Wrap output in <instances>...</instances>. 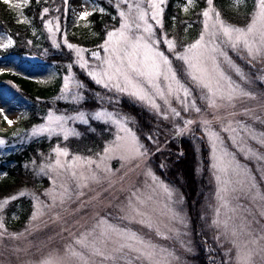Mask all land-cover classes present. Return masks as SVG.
<instances>
[{
    "label": "snow or ice",
    "instance_id": "obj_1",
    "mask_svg": "<svg viewBox=\"0 0 264 264\" xmlns=\"http://www.w3.org/2000/svg\"><path fill=\"white\" fill-rule=\"evenodd\" d=\"M0 2L18 13L17 24L31 26L23 9L32 0ZM107 3L116 9L112 19L118 18L119 26L105 30L103 42L97 50L70 43L66 33H63L62 41L70 52L75 53V64L87 77L112 95L96 93L101 107L92 112L79 108L74 109L75 114L49 111L45 122L32 128L30 137L56 136L67 141L70 137L82 135L70 124L79 123L94 132L91 122L97 121L109 125V130L114 128V138L95 157L73 154L68 147L57 144L52 154L45 157L39 166L33 161L36 174L51 180L52 187L43 193L47 200H41L35 193L20 191L0 201V240H18L32 231H38L41 225L37 222L45 216L60 224L63 231H68L63 214L69 211L70 205L84 197L85 190H90L92 185L107 181L112 186L114 172L108 161L118 159L122 167L135 162L133 171L146 161L150 151L132 127L134 117L103 106L105 103L119 105L121 97L127 96L163 120H180L183 126L176 125V136L190 131L191 126L197 123L195 119L185 118L182 112L199 116V125L211 146L210 167L217 186V203L211 221L219 233L215 239L221 242L223 238L236 250L235 264H254L257 255L264 261V245L261 244L264 241V226L259 232H254L252 223L259 221L255 220L251 208L239 203L241 197L248 199L264 217V192L260 188V184L264 183V131L258 132L245 120L230 119L242 114L264 124V119L254 114L251 107L244 108L242 113L237 111L238 103L257 99L250 86L254 83L253 76L255 81L264 85V67L254 74L246 72L229 55V52L234 53L251 68H256L257 64L264 65V0H256L255 10L244 27L227 22L214 6V0H206L207 7L199 13L202 17L201 34L188 44H183L177 35L170 36L165 30V11L169 0H107ZM196 3L197 0H185L180 11L188 14ZM241 3L242 0H232L234 8ZM63 5L66 13L69 0H63ZM54 11L61 13V8L57 7ZM96 13L108 14L95 0H84L75 16L78 21L84 22L85 28H89V18ZM51 14V9L43 7L39 18L44 21ZM177 20L178 16L172 17L173 28ZM182 24L185 31L191 26L187 21ZM44 27L52 38V44L60 48L57 41V34L63 31L60 15L47 19ZM15 43L12 36L0 33V48L8 49ZM86 53L89 55L86 56ZM174 61L180 62V74ZM72 67V64L68 65L69 72ZM86 90L84 83L77 80L74 74L66 75L57 99L80 105L86 99ZM174 102L178 107L174 106ZM209 113L211 119L208 118ZM0 117L9 127L14 124L3 109H0ZM214 122H220L219 130L213 127ZM223 133L228 135L225 137ZM145 139L156 143L153 135ZM5 143L0 138V146ZM241 154L245 161L254 163L255 173L248 163L238 159ZM256 173H259V182ZM143 175V185L131 187L125 200L118 205L115 221L119 222H114L111 214L97 216L90 227L84 228L78 235L72 234L73 238L64 246L62 253L50 252L38 264H172L179 259L174 251L129 227L132 224L147 229L159 239L180 240L181 246L191 251L181 239L186 233L176 227H187V219L176 208L181 201L175 198L174 187L161 180L147 164ZM22 197H30L33 201L34 211L29 227L24 233H9L4 222L5 211L11 201ZM249 216L253 217L251 221ZM229 255L225 252V256Z\"/></svg>",
    "mask_w": 264,
    "mask_h": 264
},
{
    "label": "rangeland",
    "instance_id": "obj_2",
    "mask_svg": "<svg viewBox=\"0 0 264 264\" xmlns=\"http://www.w3.org/2000/svg\"><path fill=\"white\" fill-rule=\"evenodd\" d=\"M250 1L252 3V7L250 10V16H249V20H250V17L255 10L256 0H242V3L239 5L238 10L244 13V14H240L242 20H247L246 18L248 17V14L245 13L246 9L244 8L246 7H244V4ZM12 2L15 3L17 2V0H12ZM49 3L46 5V7L53 10L52 0H50ZM83 3H84V0H69V5L67 8V10L72 15L71 27L76 26L79 30V31L77 30L76 33L80 32V30H85L87 33H89V30H86L87 28L83 26L84 22L78 21L75 16V12L79 10V6ZM61 5H62V0H58L57 7H61ZM25 9L26 7L23 9V11L25 15L27 16V18L29 19L27 13L25 12ZM16 14L18 13L16 12ZM55 15H59V14H56L54 11L52 12L50 16L45 17L44 21L41 20V25H43V31H44L43 33L44 43L37 46L39 50H36L35 48H33V43L31 44L27 43L28 41H31L29 39L26 42V45L29 49L25 48V50L27 51L25 52V54H23V56L0 55V73L12 72V73L27 77L28 79H34L42 86H51L60 78V81H59L60 91L57 95L58 97L61 94V89L63 86V78L66 75L74 74L76 79L77 80L79 79L77 78V75L75 71L73 70V67L77 66L75 64V60H76L75 53L70 52L63 45V41H62L61 47L56 48L52 44V38L50 34L48 33L47 29L44 27V23L46 22V20L54 18ZM115 15H116V9H115L114 16ZM113 21L115 23L113 27L114 26L118 27L119 19L117 18L116 20H113ZM200 23H201V27H200L199 35L201 34V31H202V17H200ZM31 24H32V21H31ZM246 25L247 24L235 25V26L244 27ZM62 30H63L62 33L57 34L58 43H60V41L62 40L63 33H66V34L68 33L66 31V28ZM166 31L168 32L170 36L176 35L174 34V31L172 29L166 30ZM3 34L10 35L8 33H3ZM189 38H190L189 36L187 37L182 36L181 38L182 40H180L178 37V39L183 44L192 43L197 39L196 38L195 40H189ZM68 40L70 43H73L70 39ZM48 47L53 48L56 51L62 49L63 56L65 57L69 55L68 58L72 57V60H69L68 62H66L67 64L65 67L51 63L47 59V56H46ZM161 47L163 49V45ZM91 50H97V48L91 49ZM85 55L88 56L89 54L86 53ZM229 55L232 56L233 60L237 64H239L241 67H243L246 72H250L254 74L256 73L258 69H260L258 65H261V64H257L256 68H251L244 61L236 57L234 53L229 52ZM69 64L73 65L71 72H69V69H68ZM179 65H180V62L174 61V66L177 67L178 74H180ZM253 79H254V83L250 87H251V90L257 94V99L256 100H245L243 102L238 103L237 111L242 113L244 108L251 107L254 109V114L264 119V85H262L259 81H255L254 76H253ZM96 87L100 89L101 95H112L111 93H106L105 90L99 85H96ZM87 90L89 89L87 88ZM127 98L129 97L127 96L121 97L119 106L116 105L118 108V111L121 112V110L123 109V107L121 106H124L123 99H127ZM61 101H63L64 103H69L68 101H64V100H61ZM198 103L200 102L198 101ZM28 104L30 103L27 101V98L19 90V88L16 87L14 83L9 82V81L0 83V109H3L4 113L8 115L9 119L14 121V124L11 127H9L7 123L3 121V118L0 117V131L2 132V134H0V138H3L6 141L5 145L0 146V156L7 154V152H9L14 146L15 147L18 146L19 143L26 141V140L33 139L32 137H30V133L32 129L24 130L21 126L22 120L28 116V112H27ZM141 106L149 110L147 107L143 105ZM174 106H177L175 105V102H174ZM124 107H127V106H124ZM49 111H55V110L46 108L44 120L40 124H43L45 122V118ZM64 113L65 112H61L57 114H64ZM122 113H125L131 116L130 113H127V112H122ZM67 114H75V112L67 113ZM182 115L185 116V118H191V119L197 120V123L191 126L190 131L186 132L185 134L181 136H176L175 127L176 125L183 126L182 122L180 120H175L171 118L168 120H165L169 125L167 128V133L169 135L168 140L170 139L179 140L183 137L192 139V141L195 143L193 149L195 153L199 155L200 171L204 172L203 169L205 168V166H207L209 174H210L207 176H209V181L210 183H212V188H213V190H211L210 188H209L210 190H205V194H204L205 197L203 199V209L204 210H203L202 215H200L201 219L198 220V223L195 226L197 230L194 232V237L192 235V230H191L193 225L190 219V214L187 211V207H186L187 203H186L183 193L181 192L180 189H178V187L173 186L172 184H169L164 179H162V177L154 170L153 163L150 161L151 154L146 159V161L141 162L140 167L135 168L134 171L132 169L135 166V162H133L132 164H125L122 167L121 166L122 162L118 159L113 158L110 161H108L110 167L113 169V172H114V175L111 176V180L113 181L112 186L110 187L107 181H105V183L100 184V185H92L90 190L88 189L85 190L86 195L84 197H82L80 200L73 202L70 205L69 211L63 214L64 219L67 221L66 227L68 231H63L62 226L60 224L53 223L48 218V216H45L43 217L41 221L37 222V223H40L41 225L38 231H32L29 234L22 236L18 240H10V239L0 240V264H38V262L42 258L46 257L50 252L59 251L62 253L64 246L67 245L73 238L72 234L78 235L81 231L84 230V228L90 227L95 222V219L97 216H105V215L111 214V217L113 218L114 222H119V221H115V217L118 215V205H120L125 200V197L128 194V190L131 187L143 185V182L145 179L143 175L145 164L151 167V169L155 172V174L158 177H160L161 180H163L168 185L174 187L175 198L181 201L176 204V208L177 210L182 211V215L185 216L187 219V227H181L180 225H176V227H178L182 233H186V235L181 237V239H183L186 242L188 247L191 248V251H188L185 247H182L180 240L159 239L153 233H150L147 229L141 228L137 224L129 225V227H131L133 230L139 231L142 235H145L146 238L151 239L153 242L161 245L162 247H165V248H168L174 251L175 255L179 259L174 260L172 264H199V261L201 260V258L199 257V254L201 252V247L203 251L205 252V256H206V262L204 264H222V261L224 262V264H235L236 250L231 246L229 242H224L223 238L221 239V242L216 241L215 237L219 233L213 228L212 223H211L213 216H214V206L217 203L216 197H215L217 186H216V182H215V179L213 177L212 170L210 167L211 165V146L207 138L205 137L203 130L201 129L199 125V122H198L199 116H197V114L195 113L185 114L183 112H182ZM208 118L211 119V113H209ZM230 119L245 120L247 123L251 124L258 132L264 131V124H261L259 121H253L242 114L236 115L235 117H231ZM78 125H81V124L76 123V124H70L69 126L75 127L77 129ZM213 127L216 130H219L220 122H214ZM114 133H115V129L113 128L112 137L110 139H106L103 141L102 149L104 148L107 142L111 141L114 138ZM222 135L226 137L228 134L223 133ZM44 137H47V136H41L37 138L40 139ZM53 137L59 140L61 139L60 141H62V137H56V136H53ZM202 142L206 144V153H207L206 157L205 155L203 157L201 153L202 152L201 151ZM252 143H253V146L256 147L255 143L254 142ZM61 147H65V145ZM101 151H98V152H101ZM98 152L86 153V154H80V153H73V154H80L86 157L87 156L95 157L96 153ZM69 159H71V157H69ZM238 159H240L242 163H248L249 167H252L253 172L255 173L256 170H255V165L253 162L245 161L242 154L238 156ZM44 161L45 159L43 160V162ZM39 165L40 163L37 166ZM256 175H257V180L259 182V173H256ZM51 187H52V184H51V180L49 179V185L45 187L44 189H42V191L41 190L39 191L37 189L35 190L28 189L30 187L20 188L19 191H28L30 193H35L37 196L40 197L41 200L46 201L47 197H44L43 193L46 190L50 189ZM260 188H261V191L264 192V183L260 184ZM239 203L243 204L246 208H251L255 216V220L259 221V223H252V230L254 232H259L261 227L264 226V217H261L259 215L256 209V206L253 205L248 199L241 197V199L239 200ZM33 211H34V208L32 206V210L28 212L27 219L24 220L22 225H16L18 217H19L16 213L12 212V215L10 216L11 217L10 223H6L5 215H4V222H5L6 228L8 229V232L9 233H24L25 229L29 227L30 217ZM248 219L251 221L253 217L249 216ZM241 239H247V237H242ZM196 241H198V243ZM221 243H223V247H221ZM261 244L264 245V241H262ZM17 248L20 249L19 252L15 251V249ZM225 252L230 253V255L225 256ZM254 264H264V261H262L260 259V256L257 255L254 257Z\"/></svg>",
    "mask_w": 264,
    "mask_h": 264
},
{
    "label": "trees",
    "instance_id": "obj_3",
    "mask_svg": "<svg viewBox=\"0 0 264 264\" xmlns=\"http://www.w3.org/2000/svg\"><path fill=\"white\" fill-rule=\"evenodd\" d=\"M50 0H40L39 3L36 0H32V3L26 7L29 20L32 21L31 26L27 24L16 23V12L9 10L8 7L0 2V33H8L16 41L15 45L8 49H1L0 54L3 56L16 54L23 56L29 49L26 42L30 39L33 43V48L39 50L37 46L44 43L43 40V25H41V19L43 7L49 3ZM58 0H52L53 10L57 7ZM100 6L104 7L107 11V15H101L96 13L90 17L91 25L86 30L76 31L78 28L75 26L71 30L67 29V36L73 43L86 47L87 49H95L103 42L105 36V30H110L115 24L112 16H114L115 8L107 3V0H95ZM185 3V0H169V3L165 11V29L173 30L180 40L182 36H189V40H194L198 37L200 32V15L199 13L206 8V0H197L196 5L190 9L188 14H184L180 11V6ZM50 4V3H49ZM215 7L221 11L222 17L233 25H244L248 23L250 10L252 3L247 2L244 4L245 13L248 14L247 20H242L240 14L243 12L238 11L237 8L232 6V0H214ZM61 28H69L72 22V15L67 10L65 13L62 0L61 5ZM178 16L176 21V27H172V17ZM190 24L186 31L184 30L183 21ZM79 31V30H78ZM35 33V34H34ZM95 33V35H93ZM62 40L60 41V45ZM47 59L59 66H66V62L72 60L69 55L63 56V50L56 51L53 48H47ZM69 54V53H68ZM260 68L264 65H258ZM79 81L86 86L85 92L86 99L80 105H73L72 103H64L57 99V95L60 91V78L51 86H42L34 79H28L27 77L12 73L4 72L0 73V83L9 81L16 85L19 90L27 98L30 103L27 107L28 116L25 117L21 126L24 130H29L40 124L44 120L45 109H54L57 113L65 112L72 113L74 109L79 108L86 112H92L101 107L99 100L96 97V93L100 94L95 83L87 77V75L77 66L73 67ZM257 70V69H255ZM124 106L121 112L130 113L135 119V124L132 125L137 135L140 137L150 151V161L153 163L155 171L168 183L178 187L186 200L188 213L192 222V232L197 230L195 227L198 220L201 219L200 215L203 213V199L205 197V190H213L212 183L209 181V171L207 166L200 171V159L199 155L195 153L193 147L194 142L190 138L183 137L179 140L169 139L167 133L168 123L161 119L155 113L147 110L130 98L123 99ZM104 107L108 110H118L116 104L105 103ZM91 126L95 131H88V126L78 125L77 130L82 133L80 137H71L67 141H60L53 137L51 139L33 138L23 141L14 146L7 154L0 156V201L5 198H10L13 195H17L20 188H27L31 190H41L49 185L48 177H41L36 174L33 168V161L36 165L43 163V160L47 155L52 154V149L57 145H65L70 149L71 153H95L102 150L103 141L112 137V129L109 130V125L101 122H91ZM0 134L2 132L0 131ZM6 134V133H5ZM153 135L156 143H150L145 139L146 136ZM11 142V141H10ZM63 144V145H62ZM201 153L206 157V144L201 143ZM194 152H193V151ZM41 153L43 155H41ZM173 153V154H171ZM182 153V155H181ZM27 165V167H25ZM160 165L164 167L161 168ZM204 167V165H203ZM208 182V183H206ZM210 188V189H209ZM33 201L30 197H22L16 201H11L10 205L5 211L6 223L11 222L12 212L16 213L19 217L16 225H22L24 220L27 219V214L32 210ZM209 238V237H208ZM198 243V241H196ZM201 260L199 264L206 262L205 252L201 247L199 254Z\"/></svg>",
    "mask_w": 264,
    "mask_h": 264
}]
</instances>
